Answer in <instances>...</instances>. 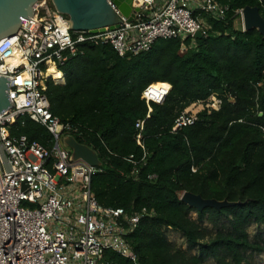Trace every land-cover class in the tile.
I'll list each match as a JSON object with an SVG mask.
<instances>
[{
  "label": "trees",
  "instance_id": "obj_1",
  "mask_svg": "<svg viewBox=\"0 0 264 264\" xmlns=\"http://www.w3.org/2000/svg\"><path fill=\"white\" fill-rule=\"evenodd\" d=\"M217 1L230 6L227 17L207 19L212 30L194 46L190 39H159L147 52L122 57L110 45H87L61 66L65 84L47 82L52 113L79 126L74 137L102 161L91 179L99 203L149 212L128 236L136 261L107 250L108 264H250L249 251L264 252L248 232L251 224L264 225V35L237 27L235 15L258 7L264 18V0ZM61 71L54 78L63 83ZM154 83L171 90L163 104L152 103L146 158L133 165L123 157L144 155L136 122L148 114L142 93ZM212 95L219 110H203L194 125L172 131L182 111ZM10 133L47 146L52 139L29 117ZM184 192L238 204L200 211L181 200ZM169 230L185 238L187 250L169 240Z\"/></svg>",
  "mask_w": 264,
  "mask_h": 264
},
{
  "label": "built area",
  "instance_id": "obj_2",
  "mask_svg": "<svg viewBox=\"0 0 264 264\" xmlns=\"http://www.w3.org/2000/svg\"><path fill=\"white\" fill-rule=\"evenodd\" d=\"M134 7L140 11L132 20L117 10L119 27L91 32L73 30L67 15L51 9L48 0H40L33 17L22 20L19 38L0 54V75L10 78L14 104L0 115V146L5 147L11 166L8 171L0 155V264H108L107 250L136 261L128 236L149 212L99 203L91 179L100 167L73 160L72 151L62 148L61 141L80 128L52 113L47 82L65 84L61 66L87 45H110L122 57L147 52L159 39H190L194 46L198 32L207 37L212 30L207 19L224 20L230 6L217 0H135ZM244 9L235 12L243 31ZM50 67L62 72L63 83L47 75ZM155 84L143 91L148 114L136 122V142L144 155L123 157L133 165L146 158L143 130L152 103L163 104L171 90V85L156 90ZM220 106L215 95L193 103L177 116L172 131L194 125L199 112ZM23 117L50 132L49 146L26 135H11L10 126Z\"/></svg>",
  "mask_w": 264,
  "mask_h": 264
},
{
  "label": "water",
  "instance_id": "obj_3",
  "mask_svg": "<svg viewBox=\"0 0 264 264\" xmlns=\"http://www.w3.org/2000/svg\"><path fill=\"white\" fill-rule=\"evenodd\" d=\"M40 0H0V54L11 46L19 37L23 19H31L35 14L34 7ZM135 0H52L57 11L67 15L73 30L91 32L103 31L105 27L117 28L121 17L117 10L129 20H132L140 8L134 7ZM245 30L258 29L264 35V18L258 7H245ZM196 38H202L198 32ZM10 78L0 75V115L14 104L9 93ZM262 115V114H261ZM64 143L72 149L73 160H84L94 167L102 166L98 153L85 144L79 143L73 135L64 138ZM1 160L6 169L11 170L6 149L0 146ZM181 200L200 211L205 208L221 210L237 205L227 200L205 199L192 192H184Z\"/></svg>",
  "mask_w": 264,
  "mask_h": 264
},
{
  "label": "rangeland",
  "instance_id": "obj_4",
  "mask_svg": "<svg viewBox=\"0 0 264 264\" xmlns=\"http://www.w3.org/2000/svg\"><path fill=\"white\" fill-rule=\"evenodd\" d=\"M48 5L51 9H54V5L52 3V0H48ZM149 13V11H147ZM237 27L239 26L238 23L236 24ZM162 89V88H160ZM158 89V90H160ZM62 148L66 149L67 151H72V149L67 146L64 141H61ZM182 196V195H181ZM191 216L193 219L198 218L197 212H192ZM223 222L227 223L226 220ZM202 225L208 227L213 233H215L216 228L208 221L202 222ZM248 232L250 235V239L253 241H258L261 243H264V225H258V224H251L248 228ZM168 238L173 244H175L177 247L182 248L184 250H187V243L185 238L179 233L174 230H169L167 232ZM196 250L192 251V253H195ZM247 260L250 264H264V252H251L249 251L247 253ZM206 264H214L213 261H209Z\"/></svg>",
  "mask_w": 264,
  "mask_h": 264
},
{
  "label": "bare ground",
  "instance_id": "obj_5",
  "mask_svg": "<svg viewBox=\"0 0 264 264\" xmlns=\"http://www.w3.org/2000/svg\"><path fill=\"white\" fill-rule=\"evenodd\" d=\"M56 71H57V69L55 67H50L49 70H48V72H47V75H49V76L53 75L55 77Z\"/></svg>",
  "mask_w": 264,
  "mask_h": 264
}]
</instances>
